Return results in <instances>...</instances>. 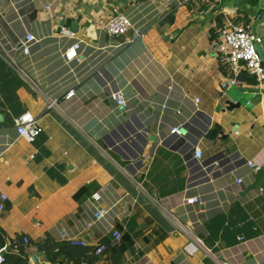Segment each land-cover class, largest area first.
<instances>
[{"label":"crops","instance_id":"obj_1","mask_svg":"<svg viewBox=\"0 0 264 264\" xmlns=\"http://www.w3.org/2000/svg\"><path fill=\"white\" fill-rule=\"evenodd\" d=\"M224 1L194 0L166 15L173 0H0V39L11 45L31 32L37 40L23 72L0 56L4 244L19 252L29 240L61 243L52 253L30 249L45 264L53 256L67 264H264V193L249 189L256 171L245 164L264 167V80L247 73L224 88L233 74L215 53L219 21L254 34L259 0L210 13ZM117 12L142 34L106 35ZM76 41L79 60L67 63ZM51 98L57 106L48 109ZM228 101L242 105L229 109ZM25 112L42 128L32 141L15 129ZM193 196L202 203H187ZM96 209L107 210L100 220ZM60 230L84 242L70 244ZM123 236L133 243L121 253ZM192 236L204 249L189 255Z\"/></svg>","mask_w":264,"mask_h":264},{"label":"built area","instance_id":"obj_2","mask_svg":"<svg viewBox=\"0 0 264 264\" xmlns=\"http://www.w3.org/2000/svg\"><path fill=\"white\" fill-rule=\"evenodd\" d=\"M194 0H173V6H164V13L166 15L173 12L174 7L189 3ZM48 8V7H47ZM134 29L137 35H141V31L136 27L131 20V18L122 12H117L113 14L104 26V32L110 37H118L125 34L128 30ZM220 42L216 45L215 53L224 63V65L231 71L233 78L227 80L223 83V87L226 88L231 85H236L238 83V76L241 71H246L248 74L253 76L258 82L264 80V65L256 51L255 44L260 42V37L252 34L245 27L240 24L233 23L228 20L224 23L223 27L220 29ZM36 38L31 32H27L23 37L19 38L15 44L9 45L7 42L0 39V56L7 60L9 65L19 72H23L21 66V60L30 55L33 45L36 43ZM80 47V41H76L71 44L64 51L65 61L71 62L73 60H79L77 51ZM74 91L69 90L67 97L73 96ZM112 98L116 100L118 105H124L125 100L118 92L111 94ZM57 106V98L49 99L47 108H55ZM15 129L19 136L25 137L28 140H34L36 136L41 132L42 128L40 125L39 117L32 115L30 112H25L14 120ZM173 132L179 133V128H174ZM193 157L197 163L202 161V151L200 148L195 147L193 151ZM214 165H218V162H213ZM245 164L248 167H253L257 171L260 166L255 164L252 160H246ZM240 182V180H238ZM96 200L99 196H94ZM5 198V196H4ZM189 204H201L202 201L198 197H190L186 199ZM3 209V204L0 203V212ZM107 210L96 209L93 213L95 220H100L104 217ZM60 237L69 241L70 244L82 243L84 242L81 237H71L68 236L64 230H60ZM23 243H27L26 237ZM16 248H13L10 244H3L0 246V264H5L7 261V255L14 251L18 253V245L15 243ZM12 247V250H10ZM104 247H100L97 252H100ZM204 249V245L199 238L191 237L189 242L185 246L186 254H193L197 250ZM82 264V263H75ZM211 264H218L217 262H212ZM226 264V263H220Z\"/></svg>","mask_w":264,"mask_h":264},{"label":"water","instance_id":"obj_3","mask_svg":"<svg viewBox=\"0 0 264 264\" xmlns=\"http://www.w3.org/2000/svg\"><path fill=\"white\" fill-rule=\"evenodd\" d=\"M249 0H225L222 2V4L217 5L213 7L210 11V13H214L217 10L226 9V10H237L240 6L245 5L248 3ZM257 19L254 22L253 25V33L254 35H257V27H262V35L264 36V0H259L258 3V12H257ZM77 22H72L71 29L77 30ZM62 25V24H61ZM260 37V36H259ZM255 48L257 53L259 54L262 62L264 63V43L262 42V39L260 37V42H256ZM253 88H238L236 89L237 92L244 94L252 92L251 90ZM228 104L229 109H233V107H240L242 105L241 101H237L235 104L233 102H226ZM181 133H185V129H180ZM253 188H260L264 193V167L259 168L255 173V181L252 185L249 186V189ZM32 264H45L44 262L40 261L39 258L36 255H32L30 258Z\"/></svg>","mask_w":264,"mask_h":264},{"label":"trees","instance_id":"obj_4","mask_svg":"<svg viewBox=\"0 0 264 264\" xmlns=\"http://www.w3.org/2000/svg\"><path fill=\"white\" fill-rule=\"evenodd\" d=\"M242 19H243L244 25H248V23H250V19L246 13H243ZM218 27L220 28L223 27L220 21H219ZM245 75L247 76L248 74L246 71L243 70L241 71L239 77L244 78ZM83 192H84V188L77 191L74 194V197L77 200H80ZM4 243H5V238L0 236V246L3 245ZM132 243L133 241L129 236L127 237L123 236L122 241L118 245V249L120 250L121 253H124L132 245ZM60 244L61 243L57 242V243H53L52 245H50L48 243V238L45 240H42L40 243H33L32 241L29 240V243L25 247H22L18 253L7 255V261L5 264H30V257H31L30 249L32 247H36L37 251H44L47 253H52V251H56L57 248L58 250H60ZM52 260L55 262V264H67L61 258L56 259L55 256H53Z\"/></svg>","mask_w":264,"mask_h":264},{"label":"rangeland","instance_id":"obj_5","mask_svg":"<svg viewBox=\"0 0 264 264\" xmlns=\"http://www.w3.org/2000/svg\"><path fill=\"white\" fill-rule=\"evenodd\" d=\"M14 252V251H13ZM6 263V262H5ZM31 264V263H30Z\"/></svg>","mask_w":264,"mask_h":264}]
</instances>
